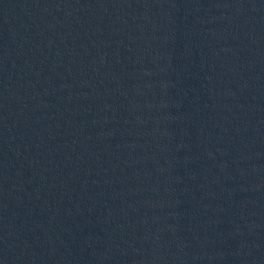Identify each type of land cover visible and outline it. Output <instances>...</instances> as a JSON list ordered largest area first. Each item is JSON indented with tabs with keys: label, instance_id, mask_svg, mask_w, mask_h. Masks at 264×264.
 <instances>
[{
	"label": "water",
	"instance_id": "95a60500",
	"mask_svg": "<svg viewBox=\"0 0 264 264\" xmlns=\"http://www.w3.org/2000/svg\"><path fill=\"white\" fill-rule=\"evenodd\" d=\"M0 264H264V0H0Z\"/></svg>",
	"mask_w": 264,
	"mask_h": 264
}]
</instances>
